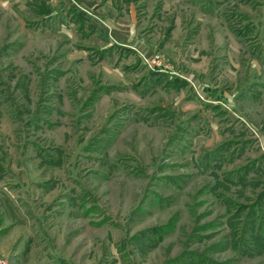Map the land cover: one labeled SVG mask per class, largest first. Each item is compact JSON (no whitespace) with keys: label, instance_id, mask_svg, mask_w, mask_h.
<instances>
[{"label":"rangeland","instance_id":"obj_1","mask_svg":"<svg viewBox=\"0 0 264 264\" xmlns=\"http://www.w3.org/2000/svg\"><path fill=\"white\" fill-rule=\"evenodd\" d=\"M58 3L0 0V189L29 232L12 250L264 264V0H118L119 36Z\"/></svg>","mask_w":264,"mask_h":264},{"label":"crops","instance_id":"obj_2","mask_svg":"<svg viewBox=\"0 0 264 264\" xmlns=\"http://www.w3.org/2000/svg\"><path fill=\"white\" fill-rule=\"evenodd\" d=\"M117 1L118 0H57V2H59L57 8L62 10H65L67 8H74L75 11H78L80 12V14L86 16L97 28L98 25L94 23V18L98 19L96 16L98 15L100 17V15H102L108 20V23L111 24L113 29L115 30V32L112 33H114V35L116 36H119L120 32L119 30H117L116 25H121V23L115 20V18L113 17L110 18V16H115L114 14H118V10L113 7V4L116 6ZM96 7L101 8L100 12H98L99 14L96 11L92 10ZM56 11V9H52L51 12H42L40 13V16L45 17ZM119 18L121 19L120 16ZM108 27L110 28V26ZM126 39L129 40L132 38ZM12 224H14L13 228H11ZM18 228H22V233L18 232L17 236H15L14 238H21L20 234H22V236L27 239L29 232L27 229V219L23 214V211L15 202H12L5 196V192L3 189H0V253L7 256L12 264H29L28 258L31 255V251L34 249L33 244H19L16 250H12L11 247L12 232L16 231V229ZM36 247L37 246H35V248Z\"/></svg>","mask_w":264,"mask_h":264},{"label":"built area","instance_id":"obj_3","mask_svg":"<svg viewBox=\"0 0 264 264\" xmlns=\"http://www.w3.org/2000/svg\"><path fill=\"white\" fill-rule=\"evenodd\" d=\"M0 264H11L9 258L0 253Z\"/></svg>","mask_w":264,"mask_h":264}]
</instances>
